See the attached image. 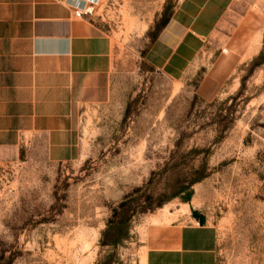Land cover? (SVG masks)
Masks as SVG:
<instances>
[{
	"label": "rangeland",
	"instance_id": "374dc122",
	"mask_svg": "<svg viewBox=\"0 0 264 264\" xmlns=\"http://www.w3.org/2000/svg\"><path fill=\"white\" fill-rule=\"evenodd\" d=\"M180 1L98 0L84 13L109 70L77 104L65 155L24 136L0 162V264H144L187 205L215 229L216 264H264V0L231 9L170 74L147 55Z\"/></svg>",
	"mask_w": 264,
	"mask_h": 264
},
{
	"label": "crops",
	"instance_id": "0c3cea01",
	"mask_svg": "<svg viewBox=\"0 0 264 264\" xmlns=\"http://www.w3.org/2000/svg\"><path fill=\"white\" fill-rule=\"evenodd\" d=\"M97 1L0 0V162L16 157L24 136L67 153L77 104L102 87L110 66L107 39L83 16ZM259 1L181 0L147 58L170 74L183 72L231 9ZM184 216L157 230L164 239L147 249L144 264H216L215 229L188 205Z\"/></svg>",
	"mask_w": 264,
	"mask_h": 264
},
{
	"label": "trees",
	"instance_id": "16d2710c",
	"mask_svg": "<svg viewBox=\"0 0 264 264\" xmlns=\"http://www.w3.org/2000/svg\"><path fill=\"white\" fill-rule=\"evenodd\" d=\"M203 173H204V166H200V169L199 170H197L196 172H195V174H196V179L194 180V181H197V180H199V179H201L202 177H203ZM188 190H189V186H184V187H181V189H180V191H178L177 193H176V195H174V198L175 197H180V195L183 193V192H188ZM188 198H189V194H187V196H185V197H181V200H182V202L183 203H187L188 202ZM149 209V208H148ZM147 209V210H148ZM152 209V208H151ZM151 209H149V210H151ZM192 215H193V217H195V218H197L198 220H199V222L200 223H204V221H205V218H204V216L203 215H201L198 211H195V210H193L192 211ZM116 219H115V217L113 218V219H111V221H109V223H108V225H107V230H105L104 232H103V237L104 238H110L108 241H107V243H105L106 245H109V246H115V245H117V243H118V240L117 239H114V237H115V234H113L112 235V232H114L115 231V229L117 228V227H119V226H121L122 225V223L123 222H117V221H115Z\"/></svg>",
	"mask_w": 264,
	"mask_h": 264
},
{
	"label": "bare ground",
	"instance_id": "6f19581e",
	"mask_svg": "<svg viewBox=\"0 0 264 264\" xmlns=\"http://www.w3.org/2000/svg\"><path fill=\"white\" fill-rule=\"evenodd\" d=\"M89 11H91V7L88 6V7L86 8L85 12H89Z\"/></svg>",
	"mask_w": 264,
	"mask_h": 264
},
{
	"label": "built area",
	"instance_id": "2783aa9c",
	"mask_svg": "<svg viewBox=\"0 0 264 264\" xmlns=\"http://www.w3.org/2000/svg\"><path fill=\"white\" fill-rule=\"evenodd\" d=\"M80 15H81V13H78V12L76 13V16H80Z\"/></svg>",
	"mask_w": 264,
	"mask_h": 264
}]
</instances>
